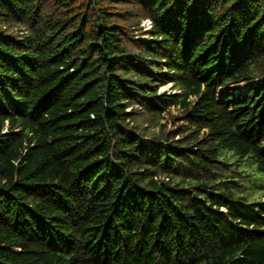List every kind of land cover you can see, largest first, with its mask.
Masks as SVG:
<instances>
[{
	"label": "trees",
	"instance_id": "obj_1",
	"mask_svg": "<svg viewBox=\"0 0 264 264\" xmlns=\"http://www.w3.org/2000/svg\"><path fill=\"white\" fill-rule=\"evenodd\" d=\"M0 264H264V0H0Z\"/></svg>",
	"mask_w": 264,
	"mask_h": 264
},
{
	"label": "built area",
	"instance_id": "obj_2",
	"mask_svg": "<svg viewBox=\"0 0 264 264\" xmlns=\"http://www.w3.org/2000/svg\"><path fill=\"white\" fill-rule=\"evenodd\" d=\"M143 24L146 26L147 25V27H151V25H152V22H151V20L150 19H144L143 20ZM167 88H169V87H166L165 89H167Z\"/></svg>",
	"mask_w": 264,
	"mask_h": 264
},
{
	"label": "rangeland",
	"instance_id": "obj_3",
	"mask_svg": "<svg viewBox=\"0 0 264 264\" xmlns=\"http://www.w3.org/2000/svg\"><path fill=\"white\" fill-rule=\"evenodd\" d=\"M146 27H147V25H146ZM148 28V27H147ZM171 84H168V85H165V86H161V89H165L166 87H169ZM174 108V107H173ZM168 126H171L170 125V123H169V125Z\"/></svg>",
	"mask_w": 264,
	"mask_h": 264
}]
</instances>
